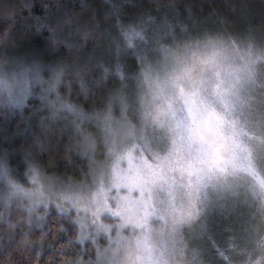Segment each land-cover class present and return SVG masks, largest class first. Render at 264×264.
<instances>
[{"label":"rangeland","instance_id":"374dc122","mask_svg":"<svg viewBox=\"0 0 264 264\" xmlns=\"http://www.w3.org/2000/svg\"><path fill=\"white\" fill-rule=\"evenodd\" d=\"M124 35L144 62L94 110L63 100L56 68L0 62L3 120L35 97L46 134L84 161L4 166L3 198L71 217L65 264H264V29L146 49Z\"/></svg>","mask_w":264,"mask_h":264},{"label":"trees","instance_id":"16d2710c","mask_svg":"<svg viewBox=\"0 0 264 264\" xmlns=\"http://www.w3.org/2000/svg\"><path fill=\"white\" fill-rule=\"evenodd\" d=\"M262 29L264 0H0V62L56 68L63 100L94 110L119 87V73L132 75L144 62L125 31H141L146 49L174 47L194 35L238 40ZM42 106L32 96L3 120L0 105V171L5 166L22 177L26 160L47 175L84 164L46 134ZM77 239L71 217L55 209L32 213L0 191V264H65L77 253Z\"/></svg>","mask_w":264,"mask_h":264}]
</instances>
